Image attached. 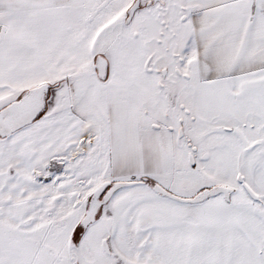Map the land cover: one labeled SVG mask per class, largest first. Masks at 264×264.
I'll return each instance as SVG.
<instances>
[{"label": "snow or ice", "instance_id": "1", "mask_svg": "<svg viewBox=\"0 0 264 264\" xmlns=\"http://www.w3.org/2000/svg\"><path fill=\"white\" fill-rule=\"evenodd\" d=\"M0 264H264V0H0Z\"/></svg>", "mask_w": 264, "mask_h": 264}]
</instances>
